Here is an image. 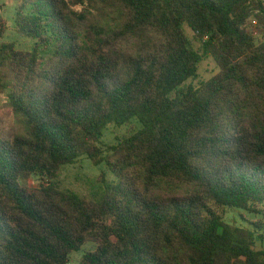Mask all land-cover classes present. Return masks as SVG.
<instances>
[{
    "label": "trees",
    "instance_id": "obj_1",
    "mask_svg": "<svg viewBox=\"0 0 264 264\" xmlns=\"http://www.w3.org/2000/svg\"><path fill=\"white\" fill-rule=\"evenodd\" d=\"M15 25L34 45L0 46L22 120L0 118V264H70L88 244L81 264H264L261 221H225L264 220V0H19ZM84 157L106 167L98 196L55 182Z\"/></svg>",
    "mask_w": 264,
    "mask_h": 264
},
{
    "label": "rangeland",
    "instance_id": "obj_2",
    "mask_svg": "<svg viewBox=\"0 0 264 264\" xmlns=\"http://www.w3.org/2000/svg\"><path fill=\"white\" fill-rule=\"evenodd\" d=\"M19 0H0V17L6 23L7 32L0 38V46L5 43H15L20 50H31L34 42L19 36L16 32L15 16L16 7ZM216 66L211 58L207 57L202 62L199 69L200 80L206 81L216 73ZM0 118L4 121L7 127L22 134V120L12 118L8 106V100L5 95L0 94ZM141 126L133 121L129 126L123 128L109 127L104 132L102 143L109 147L121 141L132 134L139 131ZM106 171L105 165L94 166L86 157L81 158L76 164L66 166L61 171L59 177L55 181L58 187L64 191H71L81 197H94L101 194V185L99 178ZM108 181H112L108 177ZM43 182L38 178H33L28 181L30 188H38ZM225 221L228 224L242 228L253 229V224L261 221L264 225V220L250 216L247 213L239 211L226 212ZM264 237V231L261 234ZM95 246L88 244L78 253H73L70 256V264H81L84 254L95 251ZM257 249L264 251V241L257 243Z\"/></svg>",
    "mask_w": 264,
    "mask_h": 264
}]
</instances>
